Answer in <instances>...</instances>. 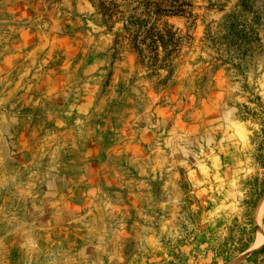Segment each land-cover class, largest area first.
I'll return each instance as SVG.
<instances>
[{"label":"rangeland","instance_id":"374dc122","mask_svg":"<svg viewBox=\"0 0 264 264\" xmlns=\"http://www.w3.org/2000/svg\"><path fill=\"white\" fill-rule=\"evenodd\" d=\"M103 1L0 0V264H264V0Z\"/></svg>","mask_w":264,"mask_h":264},{"label":"trees","instance_id":"16d2710c","mask_svg":"<svg viewBox=\"0 0 264 264\" xmlns=\"http://www.w3.org/2000/svg\"><path fill=\"white\" fill-rule=\"evenodd\" d=\"M144 1V2H143ZM143 2V6L146 9L145 17L148 19L160 16L167 15H175V14H190L185 10V6H188L189 3L185 1H159V0H141ZM176 2V3H175ZM99 9L102 12V16L104 17V21H109L118 13H122L118 8L115 2L113 1H103L99 0ZM134 22H133V21ZM139 18H129L125 20L124 30L128 33L129 42L131 48L134 52H136L139 59L144 60L145 54L143 45L149 47V50H154L155 56H148L149 61L156 63L157 61V52L158 47H162L166 52L167 46L174 43L175 33L171 31L169 27H167L166 22L163 23L162 29L155 28L153 24L149 27L143 24H137ZM153 23V22H152ZM172 52V50H168L166 55ZM165 58V57H164Z\"/></svg>","mask_w":264,"mask_h":264},{"label":"bare ground","instance_id":"6f19581e","mask_svg":"<svg viewBox=\"0 0 264 264\" xmlns=\"http://www.w3.org/2000/svg\"><path fill=\"white\" fill-rule=\"evenodd\" d=\"M263 207H264V202H263V203H261V206H260L259 210H262L261 208H263ZM260 212H261V211H259V213H258V214H260Z\"/></svg>","mask_w":264,"mask_h":264}]
</instances>
